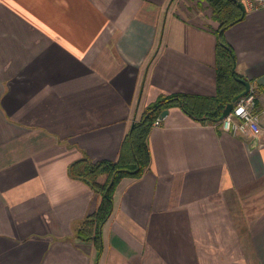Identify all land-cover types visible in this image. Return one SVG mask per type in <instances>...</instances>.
<instances>
[{
	"label": "crops",
	"instance_id": "crops-1",
	"mask_svg": "<svg viewBox=\"0 0 264 264\" xmlns=\"http://www.w3.org/2000/svg\"><path fill=\"white\" fill-rule=\"evenodd\" d=\"M218 27L206 0H0V264H264V133L180 106L118 185L102 255L78 234L101 196L70 165L116 160L162 93L215 95ZM224 37L263 110L264 9Z\"/></svg>",
	"mask_w": 264,
	"mask_h": 264
},
{
	"label": "trees",
	"instance_id": "trees-1",
	"mask_svg": "<svg viewBox=\"0 0 264 264\" xmlns=\"http://www.w3.org/2000/svg\"><path fill=\"white\" fill-rule=\"evenodd\" d=\"M212 10V18L219 23L216 32L217 45V93L201 95L185 92L162 93L150 103L141 117L125 136L116 160L95 161L88 156L73 162L69 171L76 178L88 182L101 196L97 210L85 218L78 234L82 239L93 241L99 256L103 253V227L111 217L115 207V192L124 178H141L151 167L152 152L149 138L155 120L164 118V112L173 106H180L190 116L200 122L222 120L227 105L245 90L238 77L245 78L233 71L237 55L224 37L225 31L242 20L240 0H206ZM105 175L106 180L100 177Z\"/></svg>",
	"mask_w": 264,
	"mask_h": 264
},
{
	"label": "built area",
	"instance_id": "built-area-1",
	"mask_svg": "<svg viewBox=\"0 0 264 264\" xmlns=\"http://www.w3.org/2000/svg\"><path fill=\"white\" fill-rule=\"evenodd\" d=\"M246 10L264 9V0H240ZM258 93L251 85L248 94L240 97L234 104L229 115L221 120L222 128L235 135H245L260 138L264 133L261 119L264 109L257 108ZM164 118L155 120L154 125L162 124Z\"/></svg>",
	"mask_w": 264,
	"mask_h": 264
},
{
	"label": "water",
	"instance_id": "water-1",
	"mask_svg": "<svg viewBox=\"0 0 264 264\" xmlns=\"http://www.w3.org/2000/svg\"><path fill=\"white\" fill-rule=\"evenodd\" d=\"M239 4H240V7L242 8L243 16H245L247 10H246L244 4H243L241 1H240ZM235 70H236V66H234V68H233V71H234V72H235ZM238 79H239L241 82L244 83V85H245L246 88H245V90H244L242 93H240V94H238L236 97H234L233 100L227 105V107H226L225 110H224V113H223V117H222V119H223L224 117H226L227 115L230 114V112L232 111V109H233V107H234L235 102H236L240 97H242V96L248 94L249 91H250V88H251V82H250L249 80H246V79H243V78H240V77H238ZM168 113H169V110H166V111L164 112L163 115L166 116Z\"/></svg>",
	"mask_w": 264,
	"mask_h": 264
}]
</instances>
